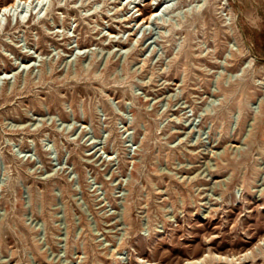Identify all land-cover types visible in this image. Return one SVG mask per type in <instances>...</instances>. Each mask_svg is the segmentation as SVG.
Segmentation results:
<instances>
[{"label":"rangeland","instance_id":"obj_1","mask_svg":"<svg viewBox=\"0 0 264 264\" xmlns=\"http://www.w3.org/2000/svg\"><path fill=\"white\" fill-rule=\"evenodd\" d=\"M37 4L0 14V264H264V0Z\"/></svg>","mask_w":264,"mask_h":264},{"label":"bare ground","instance_id":"obj_2","mask_svg":"<svg viewBox=\"0 0 264 264\" xmlns=\"http://www.w3.org/2000/svg\"><path fill=\"white\" fill-rule=\"evenodd\" d=\"M36 1H38V4L37 5H39L40 3H43V2H45L47 0H14L13 2H11V3L7 4V5L0 6V14H3V12H4V14L6 15L8 11H12L15 8L18 9L21 6L22 3H24V6H25V5L30 4V3L31 4H34ZM165 3H166V1L165 2H162L161 1V2L157 3L156 6H155V7H157V10H153V12H152L151 16H149V18H147V19L146 18H143L141 20H138V24L142 27L146 23H149L154 15L155 16H158V13H159L160 9H162L165 5H167ZM150 5H151V9H152V7H154L153 6V2H151ZM140 10L141 9H138V11H140ZM166 10L167 9H165L164 11H166ZM141 14L142 13H140V15ZM248 254H249V252L247 251L245 253V256H247ZM198 260H200V259H198ZM198 260L188 261L187 264H192L194 262L195 263H198L199 262Z\"/></svg>","mask_w":264,"mask_h":264}]
</instances>
